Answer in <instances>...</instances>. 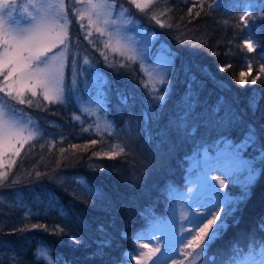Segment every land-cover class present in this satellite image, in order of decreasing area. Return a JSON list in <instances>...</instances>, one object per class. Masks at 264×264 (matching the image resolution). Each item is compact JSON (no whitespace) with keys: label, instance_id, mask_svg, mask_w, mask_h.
<instances>
[{"label":"trees","instance_id":"trees-1","mask_svg":"<svg viewBox=\"0 0 264 264\" xmlns=\"http://www.w3.org/2000/svg\"><path fill=\"white\" fill-rule=\"evenodd\" d=\"M114 1L157 34L155 53L163 47L172 58L167 101L153 107L144 100L146 78L139 65L110 68L100 60L115 97L112 133H84L73 97L48 107H25L45 130L66 140L55 148L30 146L19 156L1 191L21 193L35 219L11 231L0 226V264H126L131 253L139 252L152 222L167 215L174 193L187 189L199 174L229 179L217 160L189 171L192 158L202 160L205 150L214 155L220 146L239 143L249 127L255 128L258 139L245 156L258 158L264 169L259 156L264 147L262 0H251L253 29L240 20L247 0L239 6L237 0H157L144 10L130 0ZM161 13L164 23L155 18ZM249 30L256 40L253 51L245 45L252 36ZM224 67L227 71L221 70ZM241 72L248 73L244 85L239 83ZM120 95L127 97V104ZM190 96L196 99V111L185 121ZM217 106L223 119L210 120ZM146 114L153 118L146 120ZM114 143L124 144L123 151L103 154ZM228 191L239 200L241 194L247 197L229 214L228 229L212 241L201 264L237 261L264 249V173L260 171L248 188L229 184ZM23 211L13 205L0 217L16 219ZM98 225L105 231H97ZM102 241H110V246L101 247ZM37 250L39 260L33 256Z\"/></svg>","mask_w":264,"mask_h":264},{"label":"rangeland","instance_id":"rangeland-1","mask_svg":"<svg viewBox=\"0 0 264 264\" xmlns=\"http://www.w3.org/2000/svg\"><path fill=\"white\" fill-rule=\"evenodd\" d=\"M156 1L138 0L143 5L139 9L144 10ZM61 3L64 5L63 8L60 6ZM16 4L19 6V11L13 14L14 17H25L27 13L34 15L39 9L42 12L46 11L54 23L64 26V31L67 33V47L54 50L58 57L63 52L61 59L65 65L64 75L60 81L63 92L61 100L58 102H65L69 97H73L81 113L77 120L85 123L84 133L93 129L94 132L103 136L106 133H112L116 125L110 115L114 106L111 100L115 98L111 87V78L101 69L100 60H104L106 66L110 68L139 65L146 78L142 87L145 91L144 100L151 102L153 107L154 105L163 106L166 103L169 95L166 88L173 60L163 47L158 48L160 51L155 53L157 34L134 18L129 13L128 8L119 6L120 4L114 0H91V3L89 0H16ZM33 4L36 6L35 9L32 7ZM48 5L51 7H47ZM93 5L99 7L94 8ZM132 5L134 4L132 3ZM24 9L27 11L25 12ZM252 9L248 13L250 19L245 23L251 29H253L250 25L253 20V17L251 19ZM244 15H246L245 12H243ZM81 16L84 17L83 20H81ZM89 17L94 23L89 24ZM161 17L164 18L165 16L162 13L155 15L158 21L164 23ZM4 18L5 20L8 19L7 16ZM17 22L19 23V20ZM97 28L102 29L104 34L98 32ZM89 31L91 36L87 35ZM250 39L255 49L256 40L254 36L252 35ZM106 45L110 46L106 47ZM118 47L126 54L121 55L120 51L113 50ZM105 56H107V60H105ZM129 57H133V59H129ZM85 60L88 63H85ZM0 86H3L2 76H0ZM159 96H164L165 99L161 101L158 99ZM23 99L25 101L30 99L31 105L27 102L21 104L19 99L14 98V96L0 93V120L11 125L25 138L22 146L16 145L20 148L18 156L11 151L7 154L0 152V211H4L0 215H7V212L9 214V207L13 205L24 210L16 219L5 220V216L4 218L0 217V226L6 231L23 227L35 219V215L24 203L21 193L6 195L1 191L7 187V180L19 156L30 146L42 148L49 145L55 148L66 140L65 137H61L53 131L45 130L35 117L25 111L27 107L33 109L48 107L56 102L49 103L44 100L40 89L37 90V95L34 97L31 96L30 92H25ZM46 118L48 122H51V117ZM123 149L124 144L114 143L109 145L103 154L116 156ZM230 152L231 145L225 144L220 146L214 155L210 150H205L204 159L192 158L189 171L217 160L223 163L229 179L218 175L199 174L190 181L185 191L173 194L174 203L167 215L161 217L151 232L140 240L139 254L147 253L149 248L157 249L151 260L145 259V264H154L157 258H159L160 264H201L202 260L203 263L207 261L205 259L208 256L209 245L203 251L200 249L193 251L185 246V234L189 229L195 231L191 221L198 214L205 213L208 208L220 204H225L221 205L222 211L227 210L229 202H233V207H236L239 196L228 191V185L238 184L248 188L255 182L260 173L258 158L244 155L243 159L247 161V164L236 165L233 160L229 159ZM253 169L256 170L254 176ZM220 180L225 181V187H219ZM222 193L226 194L227 197ZM144 244H148L149 248L142 247ZM177 248L179 251H174ZM138 253L130 254L126 264H137ZM185 253H191V255L185 257ZM240 264H264V251L259 256H249Z\"/></svg>","mask_w":264,"mask_h":264},{"label":"snow or ice","instance_id":"snow-or-ice-1","mask_svg":"<svg viewBox=\"0 0 264 264\" xmlns=\"http://www.w3.org/2000/svg\"><path fill=\"white\" fill-rule=\"evenodd\" d=\"M136 8H142L143 5L138 0H131ZM241 0H237V6L240 5ZM91 3V0H89ZM61 8L64 7L61 3ZM32 7L35 9L36 6L33 4ZM44 7V6H41ZM47 7H51L48 5ZM94 8L99 7L93 5ZM255 5L251 0H247L244 3L243 11L246 15L241 16L240 20L247 23L250 19L249 10L254 8ZM19 11V6L16 4V0H0V76L3 77V86H0V93H6L8 96H14L19 99V103L23 104L27 102L31 105L32 101L29 99L25 101L23 96L25 92H30L31 96L37 95V90H42L43 99L49 103L58 102L61 100L63 89L60 87V81L64 75L65 65L61 59L63 52L60 53V57L55 53L57 48H66L67 33L64 31V26L53 22L52 18L46 11L42 12L39 9L36 10L35 14L27 13L25 17H14V13ZM26 12L27 10L24 9ZM260 11L264 12V0L261 2ZM199 15V13H197ZM5 16L8 17L5 20ZM84 17L81 16V20ZM19 20V23L17 22ZM89 24L94 23L89 17ZM5 25H8L7 27ZM97 31L104 34L103 30L97 28ZM91 36V32L87 33ZM249 35H252L249 30ZM245 45L249 51H253V43L251 39L245 40ZM110 45H106L109 47ZM123 47V46H121ZM114 51H120L121 55L126 53L121 50L120 47L114 48ZM51 54V55H50ZM171 55V54H170ZM133 59V57H129ZM107 60V56H105ZM85 63H88L85 60ZM227 71V67L221 69ZM250 71V69H249ZM260 71H264L261 68ZM248 75L246 72L240 73L239 83L244 85L247 83L245 77ZM194 77L192 81L194 82ZM163 83V81H161ZM252 84H256L257 80L253 79ZM159 100L163 101L164 96H159ZM121 103L127 104L128 99L125 96H121ZM188 107L185 109L183 119L185 121L191 120L196 108L193 105L196 103L194 96L189 97ZM249 107H252L250 102ZM221 107L217 106L211 110L209 119L210 120H222L220 116ZM151 114H146L145 119H152ZM231 119L229 123H231ZM179 127V125H177ZM256 139H258L256 130L254 127H249L243 137V139L236 144L231 146V152L229 159L233 160L236 165L247 164V161L243 159L248 147L254 145ZM25 142V138L19 131L14 129L11 125L6 124L0 120V152L7 154L9 151L15 155L20 154V148L16 147L17 144L21 146ZM96 140H92V144H96ZM76 147V145H73ZM63 151V149H61ZM259 156L261 160H264V147H261ZM264 173V169L260 170ZM228 174V173H224ZM256 174V170L253 169V176ZM219 187H225V181H219ZM223 194V193H222ZM227 197L226 194H223ZM243 201L247 197L246 194H241ZM221 205L213 208H208L205 213L198 214L195 219L191 221L193 228L189 229L184 236L185 246L191 248L193 251L200 249L203 251L205 247L210 245L213 240L223 235L228 229V216L229 213L236 211V207H233V202H229L227 210L222 211ZM236 222V221H234ZM35 227H40L36 225ZM264 228V225L261 226ZM97 231L104 232L103 225L97 226ZM122 235H124L122 233ZM74 243H79L77 237H69ZM110 246V241H102L101 247ZM144 248H149L148 244L142 245ZM157 249L149 248V251L144 254H137V264H145V259L151 260L155 255ZM179 251V249H174ZM185 257L191 255V253H185ZM36 260L40 259V252L33 253ZM154 264H160L159 258L154 261Z\"/></svg>","mask_w":264,"mask_h":264}]
</instances>
